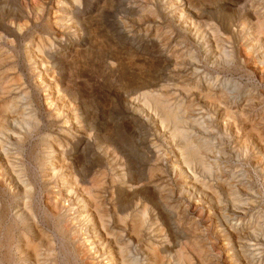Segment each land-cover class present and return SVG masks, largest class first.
<instances>
[{"label":"rangeland","instance_id":"rangeland-1","mask_svg":"<svg viewBox=\"0 0 264 264\" xmlns=\"http://www.w3.org/2000/svg\"><path fill=\"white\" fill-rule=\"evenodd\" d=\"M12 1L13 0H0V34H2L0 36L4 37L2 41L9 52L17 54L23 49L22 47L26 43V40L24 32L19 29L17 24L10 23L12 15H21L20 13H22L21 17L24 21H21L32 24L35 22L34 20H36L34 18L35 13L32 10V4L36 0ZM38 1H42L45 5L44 17L47 23L51 21L49 28H51L50 32L53 34L49 32L48 35L51 40V43H49V55L51 59L48 60L47 64L51 68L50 77H56V83L59 82L58 87L63 96L61 99L63 101L58 102V105L64 102L63 104L67 105L68 109L78 115L79 119L83 122L85 130L91 134L92 138L89 142V139H87L84 133L82 134V132L76 131V125L71 126L70 124H66L67 120L70 118L68 112H65L58 120L57 117H50L47 112V106L45 107L47 93H45L41 87L34 84L33 78L30 79V70L26 62H21L19 60L16 66L13 65V67H15L14 73L13 71L11 72L8 80L13 79L21 82L22 79L25 84L24 86L22 85V89L27 87V92L31 96V101L29 100L27 105L26 102L21 104L19 110L21 111L26 107L28 111L30 110L29 112L37 111V115L40 116L42 122L40 123L41 126L39 125L37 127L39 129H36L34 134H32L33 136L31 135L32 138L28 137L22 144L23 160L20 161V163L24 165L19 164L21 170L27 168V170H24V179L26 181L30 180L29 182L35 181L33 182V196H35L32 198L35 201V203H32V214L34 213L32 216L34 218L32 217L31 220V216L29 215L27 224H20L21 222L15 215L17 216L19 214V210L23 211L25 209L24 206L26 202L24 203L19 199L16 200V198L12 199L13 195L10 196L12 191L9 192L7 187L2 188L3 191H1L0 188V221L4 222V226L9 223L8 225H11V228L13 227L10 236L1 232L3 235H0V256L3 258L0 257L2 261L0 264H67L64 253L65 246L63 237H61L57 230L58 219H54L50 212L54 208V204L58 205V211L65 218L63 219L65 224H70V226L75 225L74 228L80 231V233H77V237H81V240L83 238H88L87 227L74 220L77 212L79 213V211H81L80 205L75 197L70 198L68 195L65 196V194L60 197V195H58V193H60V188L57 187L58 185H45L40 179L39 175L41 171L43 173L42 163L45 159L43 147L46 144L45 138L47 136L63 140L64 146L69 149L67 158L71 163L70 168L73 169L72 173L75 172L79 181L84 180V182H81V186H85V184L88 186L92 179H96L93 182L97 181V185L106 183V193H103V197L105 198L103 208L106 214L109 213L108 216L110 215V229L111 226H114L112 228L115 229L120 227L119 223L116 224L115 218H113V203L110 201L111 192L118 189V185L113 182L116 180L117 173L116 167L109 165L108 158L102 156V151L97 148L96 145L98 142L103 144L104 147L108 146L111 155L119 160L118 163L123 165L122 168L125 167L123 170L124 173L128 174L127 179L128 177L131 178V175L135 173L137 176L140 175L142 180L147 177V180L142 183L145 184L148 182L150 170L153 168L155 175L153 179H156L157 182L153 184L154 186L148 188L156 192V199H154L156 204L152 202L153 199L148 200L146 195H141L135 198V200L126 207L139 210L144 205H148L149 223H147L146 226L150 225L151 219L154 217L158 218L159 223L164 227L167 235L172 234L178 237L179 241L177 240L178 247L176 249H180L181 246L186 247L184 244H186L185 242L187 241L190 246L186 247V251L195 250V252H200L203 248L204 251L206 250L210 255L211 261L209 264H241L242 261L243 264H264V44L261 45V49L259 50L253 48L251 44L253 43L252 38L250 40V37H248L250 36L251 29L249 28L250 26L246 16L249 10L252 8L254 10L259 5L264 11V0H174L177 6L174 5L173 7H177L180 11L186 10L188 14L194 17L193 19L198 22V25L202 26V29H209L208 27H211L212 24L216 25L218 28L216 38L218 39L217 44L220 50L216 52V57L220 56V53H227L226 55H228L229 58L225 60L223 57H218V62L214 63V60L207 56L209 54L207 50H205L207 46L205 47L201 43L196 44L186 39L189 37L186 30L181 28V25H178V23L171 18L172 14L167 6L170 3H168V1L80 0V6L73 4L74 0H62L63 2L61 0ZM16 7L19 11L14 9ZM24 7H29V9H24ZM96 9H100L98 14H96ZM91 15H97L93 26H90L88 21L85 20ZM65 16H68V18H65ZM53 18L55 21H53ZM41 20L42 19H40V21ZM54 22L57 23V25H54ZM16 23H19V21H16ZM73 25L79 30L81 35L79 38L76 37L77 35L75 36L74 32L76 28H74ZM150 25L161 28L162 32L168 31V35L172 37L170 42L173 47L178 38H183V40H181L183 44H179L180 46L177 47L176 50L177 56L183 57L179 60L181 62V66H179L180 71L175 72L173 69L177 56H174L175 58L170 56L168 52L170 48L164 44L162 45V43L155 38V32L150 30ZM3 26L9 31L8 33L7 31H3ZM103 35L105 37H103ZM9 42H15L14 44L18 46V49L14 51L13 47L15 45L11 46ZM250 44L251 46L249 48ZM83 53L86 54L85 58ZM248 55L249 57H246ZM72 56H76L74 57L76 65L73 63L74 58ZM190 56H192L191 59ZM127 67L132 68L131 71L127 70ZM77 68L78 70H76ZM22 76L23 78H21ZM151 79L157 81L158 86L154 87V89H161V94L164 93L162 96L166 97V103L170 104V102H176L180 103V105L182 104L181 113L183 116L185 114L184 112H186L185 109L190 106L191 111L188 110L189 114L187 113L185 115L188 121H196L197 119L201 121L203 117H206L204 118L206 121L205 123H207L205 131L199 133V131L194 128V132L199 134L203 133L202 135L206 137L210 145V150L214 152L215 157H212V160L216 162L219 173L215 177H212V179L211 177L202 176V174H196V176H198V178H206V181H209L208 183L212 185L215 196L222 200L221 203L209 200L206 195L199 191L194 192L192 189L190 190L189 186H186V188L182 187L185 182H190V180H192L190 177L196 170L187 168V166L182 164L183 161L177 156L176 149L173 148V145L169 144V141L165 137L166 135L167 137L169 136L168 134L172 126L165 128V132H163L165 135L159 133L153 121L135 110V104H133V102L138 94L136 88L143 83H148ZM176 86H180L181 89ZM187 87L191 89L190 92L186 91V89H188ZM209 87L211 88L209 89ZM150 90L152 89L150 88ZM32 92L33 94H31ZM208 95H210V99L207 100L206 96ZM191 98L193 99L191 100ZM250 101L252 103L254 101V103L252 104ZM153 107L152 110L158 111L157 116L161 118V110L156 109V106ZM241 108L242 110H239ZM62 110H65L63 106ZM212 110L216 113L212 112ZM210 116L213 117L211 118ZM218 119L219 121H217ZM62 124L65 127L62 126ZM61 126L62 128L60 130L59 128ZM190 127L191 125L187 128ZM247 128L249 132L246 130ZM80 138L87 141L84 143L77 142ZM38 140H40V142ZM17 145H13V147L16 148ZM83 150L84 158L82 161L77 157L75 158L76 154L82 153ZM117 154L119 156H117ZM120 158L123 160H120ZM176 167L182 168L183 170H178V172L173 171V168ZM129 171L133 174H130ZM155 171L157 172L155 173ZM182 171L186 172L185 175ZM230 186L233 190V195L231 196L227 193V189ZM226 193L228 196H226ZM223 195H225V197ZM237 195L238 197L236 198ZM221 196L223 198H221ZM231 197L236 198L240 202V207L237 208L232 206L229 199ZM226 201L227 205L225 204ZM215 206L220 207L215 208ZM4 207L5 209H3ZM3 210L6 211V213L3 212ZM53 210H55V208ZM7 211H9L10 214H7ZM1 215H5L7 219L5 216L2 217ZM227 215L229 216L226 217ZM232 220L235 221L232 222ZM1 222L0 226L3 225ZM11 223H13V226ZM256 224H258V227ZM14 225L17 226L15 227ZM248 225L253 228H248ZM29 228L32 231H30ZM227 229H229V231ZM26 230L29 231L27 232ZM230 230L237 233L242 231L244 233L252 232V236H244L245 238L243 237L241 242L243 244L246 242V244L236 246L234 244L236 240L234 239V242L232 241V235L234 234ZM37 231L44 232L46 238L49 236V243L46 245L45 243L48 242L46 241L40 244L39 256L34 259V257L27 253L22 252L21 254V251L23 247H25L26 238L30 240L31 237L30 242H40L38 240L39 237H37ZM123 235L119 238L120 242H125L130 237L128 233H124ZM131 239L132 240H128L127 243L129 242L130 251L132 250L131 253L133 254H137L138 252L136 251H139L140 255H142V252L150 249L151 242L155 243V241L152 240V236L147 234V230L143 233V243L139 244L136 241L134 242L133 238ZM198 243L202 245V247L198 245L200 249L196 247ZM10 244L12 245L11 251L14 254L11 252L13 255L9 258V256H6L8 252L6 246ZM18 247H20V250ZM136 248L137 250L135 251ZM221 248H223L222 251ZM7 257L10 262L6 261L3 263V260ZM237 259L241 262L239 263ZM251 259H253L254 262ZM16 260H18V262ZM107 262L108 260L105 261V263ZM72 264L75 263L72 262Z\"/></svg>","mask_w":264,"mask_h":264},{"label":"bare ground","instance_id":"bare-ground-1","mask_svg":"<svg viewBox=\"0 0 264 264\" xmlns=\"http://www.w3.org/2000/svg\"><path fill=\"white\" fill-rule=\"evenodd\" d=\"M48 1V0H47ZM46 1V2H47ZM62 1V0H61ZM168 1L169 5V11L172 14V17L175 22L178 23V25H181V28L186 30L189 37L186 39L191 40L192 42H195L196 44L201 43L203 46H207L205 50L209 53L207 56L210 57V59H213L214 62H218V57H223L225 60H228L229 56L226 54H221L220 56L216 57V52L220 50V47L218 46L217 42L218 39L217 31L218 28L216 25L212 24L211 27H208L209 29H202V26L198 25V22H196L190 14L187 13L186 10L180 11L177 9V7H173L176 5V1L174 0H165ZM14 2V0L12 1ZM63 2V1H62ZM61 2V3H62ZM66 3V2H65ZM254 3V2H253ZM75 5L80 6L81 1L80 0H74ZM194 4V3H193ZM259 4V3H258ZM63 5V3H62ZM263 5V4H262ZM16 6V5H15ZM64 6V5H63ZM66 6V5H65ZM177 6V5H176ZM31 7V6H30ZM70 7V6H69ZM8 8V7H7ZM12 8V7H11ZM29 9V7H24V9ZM71 8V7H70ZM261 8L260 5L253 10H249L247 13V22L249 24L250 31V40L252 38V46L253 48H257L258 50L261 49V45L264 44V11ZM15 10L19 11L16 8ZM58 9V8H57ZM68 9V7H67ZM13 10V9H12ZM32 10L35 13L34 20L32 24H29V22L26 23L22 22V13L21 15H12V19L10 21L11 24H17L19 29L24 32V37L26 40V43L23 45V49H21L17 54H14L13 52H9L6 45L3 43L2 39L3 36H0V188L1 191L2 188L7 187L9 192L12 191V194L10 193V196L13 195V198H16V200H21L25 203V209L21 212L19 210V214L15 217L21 222L20 224H27L29 215L31 216L32 220V203L35 201L32 199L33 192H34V186L33 182L26 181L25 178V171L26 169L21 170L20 161L23 160L22 158V144L27 140V138L31 137L32 134L36 131L42 120H40V116L37 115V111H31L29 112L26 108L22 109L21 111L20 106L24 102H26V105L28 104L29 100L31 101V96L27 92V87H24L22 89L23 80L21 79V82L15 81L13 79H9L11 72L14 73L13 65L16 66V64L19 63V60L21 62H26L27 66L29 67V76L30 79H34V84L38 87H41L45 93H47V99L45 102V107L47 106V112L49 113L50 117H57V120L60 116H62L65 112H68V116L70 117L69 120H67L66 124H70L71 126H75L77 128L76 131L84 133L89 139L92 138L91 134L85 130V127L83 125V122L79 119L78 115L74 114L70 109L67 108V105L61 103L58 105V102L63 101L61 100L63 98L58 83H56V77H50V66L47 64L48 60L51 59L49 55V43H51L49 32V23H47L45 17H44V11H45V5L42 3V1H34L32 4ZM97 10V9H96ZM62 11V10H61ZM100 9L96 11V14ZM168 11V10H167ZM66 12V10H65ZM72 12V10H71ZM235 12V11H234ZM247 12V11H246ZM10 13V12H9ZM14 13V12H13ZM16 13V12H15ZM60 13V12H58ZM65 14V13H62ZM5 15V14H4ZM3 15V16H4ZM32 15V14H31ZM15 16V17H14ZM26 16V15H25ZM29 16V15H28ZM31 17V16H30ZM29 17V18H30ZM97 15H91L90 17L86 18L85 20L88 21L90 26H93L95 23L94 20L96 19ZM6 18V17H5ZM28 18V17H27ZM32 18V17H31ZM65 18H68V16ZM40 19H42L40 21ZM63 19V18H61ZM22 20V21H21ZM16 21H19V23H16ZM28 21V20H27ZM40 21V22H39ZM53 21L54 18H53ZM57 21V20H56ZM70 21V20H69ZM71 22V21H70ZM64 23V22H63ZM66 23V22H65ZM5 24V23H4ZM53 24V22H52ZM67 24V23H66ZM74 24V23H72ZM71 24V25H72ZM246 24V23H245ZM244 24V25H245ZM54 25H57V23L54 22ZM243 25V26H244ZM1 26V25H0ZM6 26V25H5ZM78 26V24H77ZM234 26V25H233ZM55 27V26H53ZM71 27V26H70ZM74 28H76L75 25H73ZM71 27V28H73ZM150 30L155 32V38L159 40L162 45H166L170 48L168 51L170 56L175 58L174 56H177L176 50L177 47H179L181 44V40H183L182 37L178 38V40L174 43V47L172 46L170 40L171 36L168 35V31H161V28L150 25ZM91 28V27H90ZM233 28V27H232ZM3 31L9 32L6 27H2ZM66 29V28H65ZM69 29V28H68ZM87 29V28H86ZM249 29V30H250ZM53 30V29H52ZM64 30V29H63ZM91 30V29H90ZM229 30V27H228ZM242 30V29H241ZM57 31V30H56ZM230 32V31H229ZM52 33V32H50ZM56 33V32H55ZM75 36L80 37L79 30L75 29ZM10 34V33H9ZM53 34V33H52ZM247 34V33H246ZM2 35V34H0ZM19 35V34H18ZM56 35V34H54ZM62 36V35H61ZM103 37H105L103 35ZM9 39V38H7ZM6 39V40H7ZM21 39V38H20ZM99 40V39H98ZM97 40V41H98ZM14 41V40H13ZM221 41V40H220ZM6 42V41H5ZM109 42V41H108ZM181 42V43H179ZM10 43V42H9ZM15 42H11V46L15 45ZM53 43V42H52ZM248 43V42H247ZM107 44V43H106ZM111 44V43H110ZM180 44V45H179ZM249 45V48L251 46ZM105 45V44H104ZM109 45V44H108ZM20 46V44H19ZM243 47V46H242ZM248 47V46H247ZM52 48V47H51ZM167 48V47H166ZM14 51L18 49V46L15 45L13 47ZM88 49V48H87ZM86 49V50H87ZM127 49V48H126ZM263 49V48H262ZM179 50V49H178ZM204 50V49H202ZM242 50V48H241ZM257 50V51H258ZM84 51V50H82ZM125 51V50H123ZM245 51V50H243ZM206 52V51H205ZM228 52V51H227ZM246 52V51H245ZM85 53V52H84ZM84 58L86 57V54H84ZM256 53V52H255ZM244 54V53H243ZM79 55V54H78ZM81 55V54H80ZM185 55V54H184ZM191 55V54H190ZM205 55V54H204ZM222 55V56H221ZM246 55V53H245ZM262 55V54H261ZM113 56V55H112ZM121 56V55H120ZM264 56V55H263ZM73 57V56H72ZM76 57V56H74ZM73 57V58H74ZM79 57V56H78ZM246 57H249L246 56ZM245 57V58H246ZM90 58V57H89ZM106 58V57H105ZM110 58V56H109ZM112 58V57H111ZM126 58V57H125ZM177 59H175L174 63V71H180L179 66H181V60L183 57L177 56ZM192 56H190V59ZM231 58V57H230ZM260 58V57H259ZM80 59V57H79ZM77 59V60H79ZM116 59V58H114ZM112 59V60H114ZM129 59V58H128ZM186 59V57H185ZM195 59V58H194ZM208 59V58H207ZM264 59V57H263ZM262 59V60H263ZM261 60V62H262ZM115 61V60H114ZM140 61V60H139ZM185 61V60H184ZM193 61V60H192ZM212 61V60H211ZM256 61V60H255ZM103 62V61H102ZM124 62V61H123ZM73 63L76 65L75 58L73 59ZM117 63V62H116ZM255 63V62H254ZM260 63V62H259ZM112 65V64H111ZM114 65V64H113ZM257 65V64H256ZM12 66V68H11ZM127 66V65H126ZM134 66V65H133ZM146 66V65H145ZM259 66V65H258ZM116 67V66H114ZM253 67V66H252ZM21 68V67H20ZM19 68V69H20ZM27 68V67H26ZM140 68V67H139ZM107 69V68H106ZM127 70L131 71L132 68L127 67ZM141 69V68H140ZM18 70V69H17ZM24 70V69H23ZM78 70V68L76 69ZM101 70V69H100ZM108 70V69H107ZM114 70V69H113ZM138 70V69H137ZM150 70V69H149ZM262 70V69H261ZM16 71V70H15ZM27 71V70H26ZM104 71V70H103ZM110 71V70H109ZM263 71V70H262ZM25 72V71H23ZM74 72V71H73ZM78 72V71H77ZM105 72V71H104ZM107 73V72H106ZM17 74V73H16ZM15 74V75H16ZM20 74V73H19ZM18 74V75H19ZM23 74V73H22ZM76 75V74H75ZM78 75V74H77ZM101 75V74H100ZM179 75V74H178ZM135 76V74H134ZM257 76V75H256ZM19 77V76H18ZM17 77V78H18ZM26 77V76H25ZM82 77V76H81ZM111 77V76H110ZM109 77V78H110ZM23 78V76L21 77ZM130 78V77H129ZM19 79V78H18ZM132 79V78H131ZM138 79V78H137ZM140 79V78H139ZM17 80V79H16ZM135 80V79H134ZM137 81V80H136ZM149 81V80H148ZM188 81V80H187ZM18 82V83H17ZM131 82V81H130ZM226 82V81H225ZM17 83V84H16ZM137 84V83H136ZM219 84V83H218ZM36 86V88H37ZM81 86V85H80ZM157 81L151 79L148 83H143L142 85L138 86L136 88L137 95L135 97V100L133 104H135V110L143 115L144 117L150 119L155 123V126L157 128V131L159 133L165 132V128L172 126V129L170 133L165 136L167 140L169 141V144L173 145L172 147L175 148L177 152V156L181 159L182 164L187 166V168L195 169L196 172H194L191 175L190 182H185L183 184V188H186V186L192 189L194 192H201L202 194L206 195L209 200H213L214 202L221 203L222 200L218 199V197L215 196L212 190V185H209V181H206V178H198L196 174H202V176L206 177H215L219 172L217 168V164L214 160H212V157L214 156V152L210 150V145L208 144V141L204 135L199 134L200 132H204L206 127L205 119L206 117H203L201 121L198 119L188 121L187 117L185 116L187 113L189 114L188 110L191 111L190 106H188L187 109H185L186 112L184 116L181 113V105L180 103L173 102L170 104L166 103V97H163L161 94V89H154V87H157ZM153 87V88H152ZM177 88H180V86H176ZM221 87V86H220ZM29 88V87H28ZM150 88L152 90H150ZM188 88V87H187ZM207 88V87H206ZM211 87H209L210 89ZM230 89V88H229ZM164 90V89H163ZM191 89H186V91L190 92ZM231 90V89H230ZM43 92V91H42ZM226 92V91H225ZM160 93V94H159ZM207 93V92H206ZM33 94V92L31 93ZM99 94V93H98ZM193 95V94H192ZM44 96V95H43ZM186 96V95H185ZM193 97V96H191ZM41 98V97H40ZM187 98V96H186ZM207 100L210 99V95L206 96ZM213 98V97H212ZM228 98V97H227ZM95 99V98H94ZM193 98H191L192 100ZM44 100V99H43ZM178 100V98H177ZM213 100V99H212ZM255 100V99H254ZM168 101V99H167ZM215 101V100H214ZM211 102V101H210ZM225 102V101H224ZM251 102V101H250ZM248 102V103H250ZM212 103V102H211ZM214 103V102H213ZM252 103V102H251ZM250 103V104H251ZM254 103V101H253ZM252 103V104H253ZM260 103V102H259ZM68 104V103H67ZM192 105V103L190 102ZM229 104V103H228ZM249 104V105H250ZM34 105V103H33ZM42 105V104H41ZM61 105V106H60ZM184 105V104H183ZM209 105V104H208ZM255 105V104H254ZM62 106L65 108V110H62ZM85 106V105H84ZM156 106V109H160L162 112V117L159 118L157 115L156 110H152V107ZM215 106V105H214ZM232 106V105H231ZM242 106V105H241ZM253 106V105H252ZM74 107V106H73ZM153 107V108H154ZM220 107V106H219ZM244 107V106H243ZM242 107V108H243ZM251 107V105H250ZM53 108V109H52ZM225 108V107H224ZM239 109V110H242ZM248 108V107H247ZM37 109V107H36ZM68 109V110H67ZM217 109V108H216ZM215 109V111H216ZM52 110V111H51ZM244 110V109H243ZM218 111V110H217ZM214 112V110H212ZM237 112V111H236ZM244 112V111H243ZM255 112V111H254ZM39 113V112H38ZM216 113V112H214ZM228 113V111H227ZM208 114V113H207ZM226 114V113H225ZM240 114V113H239ZM242 114V113H241ZM66 115V114H65ZM87 115V114H86ZM214 115V114H212ZM46 116V115H45ZM206 116V115H205ZM209 116V115H208ZM233 116V115H232ZM211 118L213 116H210ZM223 117V116H222ZM227 117V116H226ZM249 117V116H248ZM220 118V117H219ZM247 118V117H246ZM263 118V117H262ZM45 119V118H44ZM52 119V118H51ZM50 119V120H51ZM194 119V118H193ZM209 119V118H208ZM224 119V118H223ZM44 121V120H43ZM56 121V120H55ZM213 121V119H212ZM215 121V120H214ZM219 121V119L217 120ZM252 121V120H251ZM47 122V121H46ZM49 122V121H48ZM51 122V121H50ZM62 122V121H61ZM60 122V123H61ZM211 122V121H210ZM225 122V121H224ZM261 122V121H260ZM55 123V122H54ZM58 123V122H57ZM59 123V124H60ZM65 123V122H63ZM212 123V122H211ZM223 123V122H222ZM258 123V122H257ZM218 124V123H217ZM245 124V123H244ZM46 125V124H45ZM191 125V129L187 128ZM41 126V125H40ZM62 126H64L62 124ZM62 126L59 128L61 130ZM68 126V125H67ZM66 126V127H67ZM91 126V125H90ZM224 126V124H223ZM226 126V125H225ZM44 127V126H43ZM59 127V126H58ZM65 127V126H64ZM213 127V126H212ZM244 127V126H243ZM249 127V126H248ZM257 127V126H256ZM42 128V127H41ZM49 128V127H48ZM71 128V127H70ZM194 128L199 131V133L194 132ZM235 128V127H234ZM252 128V127H251ZM69 129V127H68ZM89 129V128H88ZM112 129V128H111ZM110 129V130H111ZM170 129V128H169ZM47 130V129H46ZM72 130V129H71ZM208 130V129H207ZM248 132V128L246 129ZM66 131V130H65ZM102 131V130H101ZM108 131V130H107ZM210 131V129H209ZM62 132V131H61ZM73 132V131H72ZM224 132V131H223ZM238 132V131H237ZM251 132V131H250ZM112 133V132H111ZM110 133V134H111ZM206 133V132H205ZM254 133V132H253ZM264 133V132H263ZM41 134V133H40ZM63 134V133H62ZM165 135V133H163ZM236 134V133H235ZM249 134V133H248ZM252 134V133H251ZM60 135V134H59ZM64 135V134H63ZM33 136V135H32ZM224 136V135H223ZM264 136V135H263ZM262 136V137H263ZM40 137V136H39ZM62 137V136H61ZM67 137V136H66ZM252 137V136H251ZM32 138V137H31ZM41 138V137H40ZM39 138V139H40ZM37 139V138H36ZM63 139V138H62ZM93 140V139H92ZM227 140V139H226ZM244 140V139H243ZM30 141V140H29ZM40 142V140H38ZM37 141V142H38ZM43 141V140H41ZM87 140H84L80 138L77 142H86ZM210 141V140H209ZM65 142V141H64ZM107 142V141H106ZM219 142V140H218ZM236 142V140H235ZM238 142V140H237ZM42 143V142H41ZM46 143V144H45ZM45 145L43 147L45 159L43 161L42 169L43 173L41 171L40 173V179L42 182L46 184H55L58 185L57 187L60 188V193L58 195L61 196H69L70 198L75 197L76 201L80 205L81 211L79 213L77 212V215L75 216L74 220L75 222H79L82 225H85L87 227L88 231V238L80 239L81 237H77V233H80V231L77 228H74V226H70L65 224V219L61 213L58 211V205L54 204L55 210L49 211L51 212L54 219H58L57 222V230L60 233L61 237H63V243L65 246V259H67V264H72L74 262L75 264H209L211 261L210 255L206 250L202 248V251H196L195 250H188L186 251V247H189L190 244L186 241L184 244L186 247H182L180 249H176L177 246V240L178 237L174 235H167L165 232L164 227L159 223L158 218L151 219L150 225L146 226L148 222V214H149V207L148 205H144L139 210H136L130 207H126L127 205L131 204L135 198L141 195H146L148 200L153 199L152 202H154V199H156V192L149 189L150 187L154 186L157 182L154 178V172L153 168H151V172L149 174L148 182L145 184H142L144 181L147 180V177L142 180L141 176H137L135 173L133 174L131 171H129L131 175V178L128 177L126 173H124V168H122L123 165H120L118 163V159L116 157H113L111 155L110 148L108 146H103L100 142L97 143V148L102 151V156H106L108 158L109 165L115 166L116 168V180L113 181L118 185V189L116 191L111 192V199L110 201L113 203V215L115 218L116 224L119 223L120 227L115 229L112 228L114 226H111L110 229V215L109 213L106 214V211H104V204H105V198L103 197V193L105 192V186L106 183H101L97 185V181L93 182L96 179H92L91 183L88 184V186H81V182L79 181L75 172L72 173L71 163L69 162L67 158V152L69 149H67L64 144L63 140L59 138H54L51 136H47L45 138ZM233 143V141H232ZM18 144V145H17ZM168 144V143H167ZM212 144V143H211ZM237 144V143H236ZM255 144V143H254ZM13 145H17L16 148L13 147ZM42 145V144H41ZM209 145V146H208ZM233 145V144H232ZM31 146V145H30ZM29 146V147H30ZM33 146V145H32ZM216 146V145H215ZM260 146V145H259ZM214 147V145H213ZM212 147V148H213ZM241 147V146H240ZM32 148V147H31ZM158 148V147H156ZM257 148V147H256ZM259 148V147H258ZM27 149V148H26ZM218 149V148H217ZM243 149V148H242ZM24 150V149H23ZM40 150V149H39ZM160 150V149H159ZM158 150V151H159ZM174 150V149H173ZM228 150V149H227ZM262 150V149H261ZM41 151V150H40ZM39 151V152H40ZM174 151V152H175ZM217 151V150H216ZM38 152V151H37ZM74 152V151H73ZM118 152V151H116ZM223 152V151H222ZM221 152V153H222ZM263 152V151H260ZM41 155L43 156V154ZM79 153V152H78ZM84 150L80 154H76L75 158L82 159L84 158ZM127 153V152H126ZM125 153V154H126ZM165 153V152H164ZM220 153V152H219ZM226 154V153H225ZM229 154V153H228ZM132 155V154H131ZM223 155V154H221ZM47 156V157H46ZM115 156V155H114ZM117 156H119L117 154ZM160 157V156H158ZM218 157V156H217ZM41 158V157H40ZM131 158V157H130ZM157 158V157H156ZM167 158V157H166ZM169 158V156H168ZM178 158V159H179ZM27 159V158H26ZM102 159V158H101ZM139 159V158H138ZM214 159V158H213ZM107 160V159H106ZM120 160H123L120 158ZM137 160V159H136ZM264 160V158H263ZM37 161V160H36ZM104 162V161H103ZM180 162V161H179ZM37 163V162H35ZM20 164V165H19ZM24 165V164H22ZM126 165V164H125ZM151 165V164H150ZM157 165V164H156ZM216 166V167H215ZM40 167V166H39ZM127 167V166H126ZM157 167V166H156ZM172 167V166H171ZM32 168V167H31ZM134 168V167H133ZM132 168V169H133ZM40 169V168H39ZM38 169V170H39ZM131 169V168H130ZM136 169V168H135ZM175 172H178V170L181 171L182 168H173ZM261 169V168H260ZM29 170V169H28ZM41 170V169H40ZM39 170V171H40ZM183 170V169H182ZM188 170V169H187ZM199 170V171H198ZM159 171V170H158ZM189 171V170H188ZM220 171V169H219ZM259 171V170H258ZM157 171H155L156 173ZM185 175L186 172L182 171ZM27 173V171H26ZM30 173V172H28ZM145 173V172H144ZM39 174V173H38ZM173 174V173H172ZM28 175V174H27ZM160 175V174H159ZM223 175V174H222ZM130 176V175H129ZM173 176V175H172ZM181 176V175H180ZM188 176V175H187ZM163 177V176H162ZM186 177V176H185ZM233 177V176H232ZM230 177V178H232ZM35 178V177H33ZM39 178V177H38ZM184 178V177H182ZM223 178V177H222ZM234 178V177H233ZM27 179V178H26ZM37 179V178H36ZM84 179V178H83ZM218 179V178H217ZM221 179V178H220ZM28 180V179H27ZM161 180V179H160ZM229 180V179H228ZM164 181V179H163ZM183 182V181H182ZM218 182V181H217ZM86 183V182H85ZM212 183V182H211ZM215 183V182H214ZM36 184V183H35ZM221 185V184H220ZM75 186V187H74ZM178 186V185H177ZM40 187V186H39ZM43 187V185H42ZM52 187V186H51ZM50 187V188H51ZM149 187V188H148ZM156 187V186H155ZM159 187V186H158ZM168 187V186H167ZM226 187V186H225ZM242 187V186H241ZM48 188V185H47ZM36 189V188H35ZM243 189V188H241ZM166 190V189H165ZM169 190V189H168ZM186 190V189H185ZM230 186L227 189V193L231 196L233 195V190ZM245 190V189H243ZM36 191V190H35ZM172 191V190H170ZM169 191V192H170ZM181 191V190H180ZM237 191V190H236ZM234 191V192H236ZM241 191V190H240ZM8 192V193H9ZM160 192V191H159ZM174 192V191H173ZM243 192V191H242ZM249 192V191H248ZM247 192V193H248ZM106 193V192H105ZM104 193V194H105ZM168 193V192H167ZM179 193V192H178ZM218 193V192H217ZM223 193V192H222ZM226 193V196H228ZM246 193V192H245ZM3 194V193H2ZM1 194V195H2ZM198 194V193H197ZM220 194V193H218ZM217 194V196H218ZM239 194V193H238ZM46 195V194H45ZM168 195V194H167ZM240 195V194H239ZM3 196V195H2ZM159 196V195H158ZM198 196V195H197ZM225 197V195H223ZM168 197V196H167ZM173 197V196H172ZM191 197V196H190ZM199 197V196H198ZM203 197V195H202ZM238 195L236 196V198ZM47 198V197H46ZM221 198H223L221 196ZM236 198H229L232 206L234 207H240V202ZM37 199V198H36ZM140 199V198H139ZM190 199V198H189ZM55 200V199H54ZM108 200V198H107ZM137 200V199H136ZM147 200V201H148ZM207 200V201H209ZM228 200V199H227ZM2 201V200H1ZM13 201V200H12ZM52 201V200H51ZM60 201V200H59ZM143 201V200H142ZM141 201V202H142ZM156 201V200H155ZM53 202V201H52ZM224 202V201H223ZM42 203V202H41ZM51 203V202H50ZM56 203V202H54ZM110 203V202H109ZM138 203V202H137ZM155 203V202H154ZM158 203V202H157ZM227 201L225 202V204ZM46 204V203H45ZM52 204V203H51ZM50 204V205H51ZM62 204V203H61ZM136 204V202H135ZM139 204V203H138ZM146 204V203H145ZM149 204V203H148ZM156 204V203H155ZM172 204V203H171ZM212 204V203H211ZM230 204V203H229ZM228 204V205H229ZM244 204V203H243ZM23 205V204H22ZM137 205V204H136ZM162 205V204H161ZM178 205V204H176ZM227 205V204H226ZM3 206V205H1ZM8 206V205H7ZM166 206V205H165ZM196 206V205H195ZM194 206V207H195ZM210 206V204H209ZM213 206V205H212ZM178 207V206H177ZM220 207V206H218ZM215 206V208H218ZM20 208V207H19ZM18 208V209H19ZM63 208V207H62ZM70 208V207H69ZM74 208V207H73ZM154 208V206H153ZM198 208V207H197ZM5 209V207L3 208ZM8 209V208H7ZM176 209V208H175ZM178 209V208H177ZM12 210V209H11ZM17 210V209H16ZM57 210V211H56ZM161 210V209H160ZM189 210V209H188ZM195 210V209H194ZM2 211V210H1ZM26 211V212H25ZM155 211V210H154ZM153 211V212H154ZM177 211V210H175ZM230 211V210H229ZM3 212L6 213V211L3 210ZM7 214H10L9 211H7ZM11 212V211H10ZM25 214H24V213ZM129 212V214H128ZM151 212V211H150ZM217 212V211H216ZM226 212V211H225ZM14 213V212H13ZM160 213V212H159ZM170 213V212H169ZM201 213V211H200ZM213 213V212H212ZM231 213V212H230ZM1 214V212H0ZM17 214V213H16ZM203 214V213H202ZM228 214V213H227ZM28 215V216H27ZM40 215V214H39ZM172 215V213H171ZM205 215V214H203ZM207 215V214H206ZM211 215V214H210ZM225 215V214H224ZM2 216V215H1ZM3 215L2 217H4ZM177 216V215H175ZM179 216V215H178ZM182 216V215H181ZM201 216V215H200ZM227 215L226 217H228ZM1 217V218H2ZM6 217V216H5ZM157 217V216H156ZM163 217V216H162ZM165 217V216H164ZM180 217V216H179ZM14 218V217H13ZM34 218V217H33ZM152 218V217H151ZM169 218V217H168ZM213 218V217H211ZM3 219V218H2ZM7 219V217H6ZM15 219V218H14ZM16 219V220H17ZM53 219V218H52ZM109 219V220H108ZM232 219V218H231ZM13 220V219H12ZM34 220V219H33ZM112 220V216H111ZM114 220V219H113ZM163 220V219H162ZM166 220V219H164ZM168 220V219H167ZM172 220V219H170ZM237 220V219H236ZM68 221V219H67ZM185 221V220H184ZM202 221V220H201ZM235 221V220H234ZM232 220V222H234ZM1 222V221H0ZM6 222V221H5ZM18 222V221H17ZM34 222V221H33ZM56 222V221H55ZM73 222V221H72ZM114 222V221H113ZM3 225L0 226V235L1 232H4L7 236H10L12 233L11 225H5L4 222ZM19 223V222H18ZM67 223V222H66ZM74 223V222H73ZM162 223V222H161ZM168 223V222H167ZM13 226V223H11ZM39 224V223H38ZM115 224V223H114ZM113 224V225H114ZM128 224V225H127ZM178 224V223H177ZM232 224V223H230ZM249 224V223H248ZM41 225V224H40ZM197 225V224H196ZM224 225V224H223ZM226 225V224H225ZM251 225V224H249ZM248 225V228H250ZM253 225V224H252ZM258 224H256L257 226ZM7 226V227H6ZM9 226V227H8ZM15 226V225H14ZM17 226V225H16ZM15 226V227H16ZM167 226V225H166ZM204 226V225H203ZM207 226V225H206ZM212 226V225H211ZM236 226V225H235ZM245 226V225H244ZM261 226V225H260ZM5 227V229H4ZM26 227V226H25ZM29 227V226H28ZM73 227V228H71ZM168 227V226H167ZM205 227V226H204ZM240 227V226H239ZM258 227V226H257ZM32 228V227H31ZM34 228V227H33ZM194 228V227H193ZM202 228V227H201ZM207 228V227H206ZM211 228V227H210ZM247 228V229H248ZM253 228V227H251ZM25 229V228H24ZM28 229V228H27ZM35 229V228H34ZM80 229V228H79ZM212 229V228H211ZM225 229V228H224ZM243 229V228H242ZM30 230V228H29ZM28 230V231H29ZM147 234L152 236V240L155 241V243H150V249L145 250L142 252L143 254L140 255L139 251H136L137 254H133L130 251L129 242L128 240H132L133 238L134 242L143 243V233L146 232ZM199 230V229H198ZM207 230V229H206ZM229 231V229H227ZM239 230V229H238ZM27 231V230H26ZM27 231V232H28ZM32 231V230H30ZM36 231V230H34ZM55 231V230H54ZM211 231V230H210ZM231 231V230H230ZM235 231V230H234ZM240 231V230H239ZM255 231V227H254ZM253 231V232H254ZM83 232V231H82ZM196 232V231H195ZM233 232V231H231ZM243 232V231H242ZM233 232L234 235L232 241L234 242V239L236 242L234 244L236 246H240V244L245 245L246 242L243 244L241 242L242 238L246 235L252 236V232ZM32 233V232H31ZM35 233V232H34ZM128 233L130 236L129 239L125 242H120L119 238L124 234ZM204 233V232H203ZM202 233V234H203ZM220 233V232H219ZM255 233V232H254ZM258 233V232H257ZM27 234V233H26ZM29 234V233H28ZM33 234V233H32ZM37 237H39V241L37 243L30 242L29 238H26L25 240V247H23L22 252L27 253L30 256L36 257L39 256L40 253V247L42 243H45L46 245L49 243L48 237L46 238V234L41 231H37ZM51 234V233H50ZM190 234V233H189ZM195 234V233H194ZM259 234V233H258ZM3 235V234H2ZM83 235V234H82ZM126 235V234H125ZM127 235V236H128ZM72 236V237H71ZM86 236V235H84ZM124 236V235H123ZM196 236V235H195ZM194 236V237H195ZM202 236V235H201ZM229 236V237H232ZM255 236V235H254ZM253 236V237H254ZM4 237V236H2ZM13 237V236H12ZM28 237V236H27ZM244 237V238H245ZM258 237V236H257ZM260 237V235H259ZM6 238V237H5ZM8 238V237H7ZM23 238V237H22ZM35 238V237H34ZM209 238V237H208ZM2 239V238H1ZM122 239V238H121ZM147 239V238H146ZM182 239V238H181ZM253 239V238H252ZM6 240V239H5ZM11 240V239H9ZM208 240V239H207ZM12 241V240H11ZM179 241V240H178ZM184 241V240H183ZM249 242V241H248ZM247 242V243H248ZM1 243V242H0ZM24 243V242H23ZM182 243V242H181ZM231 243V242H230ZM250 243V242H249ZM4 244V243H3ZM2 244V245H3ZM13 244V243H11ZM6 246L7 247V255L9 258L14 253L11 251L12 245ZM51 244V243H50ZM136 244V243H135ZM149 244V243H148ZM147 244V245H148ZM183 244V243H182ZM223 244V243H222ZM44 245V244H43ZM45 245V246H46ZM143 245V244H141ZM140 245V246H141ZM199 243L196 244V247L200 249ZM209 245V244H208ZM207 245V247H208ZM248 245V244H247ZM253 245V244H252ZM63 246V245H62ZM72 246V247H71ZM144 246V245H143ZM212 246V245H211ZM223 246V245H222ZM3 247V246H2ZM44 247V246H43ZM145 247V246H144ZM214 247V246H213ZM219 247V246H217ZM244 247V246H243ZM14 248V247H13ZM20 247H18L19 249ZM148 248V247H147ZM224 248V247H223ZM221 248V251L222 249ZM227 248V247H226ZM139 249V248H138ZM189 249V248H188ZM225 249V248H224ZM2 250V249H1ZM4 250V249H3ZM5 250V251H6ZM14 250V249H13ZM20 250V249H19ZM134 250V249H133ZM247 250V249H246ZM217 251V250H215ZM11 252L13 254H11ZM18 252V251H17ZM135 252V253H136ZM6 253V252H5ZM87 253V254H86ZM227 254V253H226ZM5 255V254H4ZM48 255V254H47ZM214 255V254H213ZM243 255V254H242ZM247 255V252H246ZM3 258L2 256H0ZM5 257V256H4ZM21 257V256H20ZM19 257V258H20ZM233 257V256H230ZM9 258H5L3 260V263L9 261ZM15 258V257H14ZM101 258V261H100ZM238 258V257H237ZM243 258V257H242ZM30 260V259H29ZM32 260V259H31ZM108 260L107 263L105 261ZM240 260V259H239ZM253 261V259H251ZM18 262V260H16ZM36 261V260H34ZM33 261V262H34ZM65 261V262H66ZM80 261V262H79ZM238 261V259H237ZM2 263V261L0 260ZM13 262V261H12ZM55 262V261H54ZM71 262V263H70ZM235 262V261H234ZM239 263L241 261H238ZM243 262V261H242ZM241 262V264H243ZM254 262V261H253ZM30 263V262H29ZM38 263V262H37ZM232 263V261H231ZM237 263V262H236ZM247 263V262H246ZM15 264V263H14ZM19 264V263H17ZM39 264V263H38ZM245 264V263H244ZM249 264V263H248ZM251 264V263H250Z\"/></svg>","mask_w":264,"mask_h":264}]
</instances>
